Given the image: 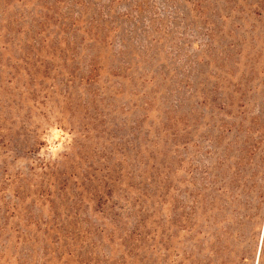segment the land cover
<instances>
[{
  "label": "rangeland",
  "instance_id": "rangeland-1",
  "mask_svg": "<svg viewBox=\"0 0 264 264\" xmlns=\"http://www.w3.org/2000/svg\"><path fill=\"white\" fill-rule=\"evenodd\" d=\"M254 117L264 0H0V264H198L204 201L262 187L259 264L261 173L218 192Z\"/></svg>",
  "mask_w": 264,
  "mask_h": 264
},
{
  "label": "trees",
  "instance_id": "trees-1",
  "mask_svg": "<svg viewBox=\"0 0 264 264\" xmlns=\"http://www.w3.org/2000/svg\"><path fill=\"white\" fill-rule=\"evenodd\" d=\"M231 131L232 129L227 130L228 133ZM243 137L244 140L239 141L236 135L235 140L230 142L227 148L223 150L225 157L223 161L228 163V166L232 162V164H235V167L233 168L232 165L234 179H229L228 183L224 182L223 185H226L225 187L218 188L220 196L226 197L228 195L230 198H236L232 196L237 193V199L241 197L247 187V179L244 172L248 162L254 167L253 173L255 175H260L261 173V177L258 180H264V123L260 120V117L250 119ZM235 180L239 183L238 186L235 184ZM262 198L263 188L260 187L255 199V206L244 205L231 210L232 213H235L237 219L235 225H229L227 224V220H224L230 209L227 205L224 204L216 207V198L214 197L210 205L209 202L206 204L204 201L203 208L197 210L196 213L197 221L200 219L206 220V224L202 223L199 225V223H195L191 226V238L195 242V249L201 254L202 252L207 253L204 255L206 261L204 259H196L198 264H245L249 262V249L255 239L254 232L260 217ZM249 225H253L252 230H248ZM181 230L185 232L183 227ZM244 245L245 248L248 246L246 250L243 249ZM260 259L261 262L259 264H264V240ZM193 263L194 261L189 262V264Z\"/></svg>",
  "mask_w": 264,
  "mask_h": 264
}]
</instances>
